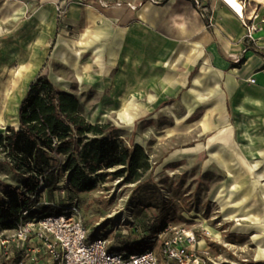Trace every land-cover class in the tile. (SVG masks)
Returning a JSON list of instances; mask_svg holds the SVG:
<instances>
[{
    "label": "rangeland",
    "instance_id": "rangeland-1",
    "mask_svg": "<svg viewBox=\"0 0 264 264\" xmlns=\"http://www.w3.org/2000/svg\"><path fill=\"white\" fill-rule=\"evenodd\" d=\"M94 2L0 0V49L16 45L20 50L32 47L38 53V61L34 65L38 69L21 92V101L35 77L40 73L46 74L59 90L79 99L86 121L107 134L119 137L122 146L141 145L152 167L138 183H128L124 177H115L113 173L119 168H114L101 178L93 191L74 195L58 190L54 193V202H50L47 196L41 199L33 216L54 213L53 209L59 211L76 202L89 230V238H104L115 251L140 253L153 249L159 254L162 244L159 234L167 228L178 227L196 234L199 243L202 242L199 248L206 257V264H264V261L259 263L253 259L248 238L231 230L229 224L234 223L224 222L221 207L211 200L224 174L207 170L205 148L196 153L195 145L206 147L203 133L206 126L199 123L200 117L193 123H187L188 119L184 117L182 121L185 123L177 124L176 117L181 120L180 116L185 115L179 106V97L174 95L160 102L157 96L160 98L166 94H161L158 86L152 85L156 90L150 95L126 90L129 64L142 68L143 49L152 58V72L164 74L174 69L172 63L181 45L174 43L173 39H120L123 42L115 46L114 39H103L102 42L93 39L90 36L93 28L85 26L83 14L94 6ZM73 5L82 12L77 19L69 17ZM38 7L54 11L56 25H60L55 35L50 36L49 27L35 26L34 11ZM31 34L34 39H26ZM37 34L40 38L36 37ZM43 35L50 37L41 39ZM8 65L19 70L17 62ZM153 98L158 105L150 107ZM97 105L110 106L109 115L103 122L93 123L88 117ZM127 114L130 120L126 119ZM121 117L125 118L124 122ZM18 123V118L17 122L3 123L0 136L8 127L17 128ZM15 180L4 155L0 154V181L15 184ZM46 202L56 206H46ZM207 227L216 234L209 235ZM15 234L16 230L0 233V264H16L23 259L20 255L23 251L21 241L12 242L9 247L10 260H5L3 255L2 241L13 238ZM37 245L26 242L23 249ZM24 264L53 263L44 252L36 257L29 252L24 256Z\"/></svg>",
    "mask_w": 264,
    "mask_h": 264
},
{
    "label": "crops",
    "instance_id": "crops-1",
    "mask_svg": "<svg viewBox=\"0 0 264 264\" xmlns=\"http://www.w3.org/2000/svg\"><path fill=\"white\" fill-rule=\"evenodd\" d=\"M161 1L95 0L94 6L83 14L85 26L93 28L90 34L93 39L100 42L114 39L115 46L123 42L120 39H173L181 45L172 63L175 70L164 74L152 72V58L143 49L142 68L129 64L126 90L150 95L156 90L152 85L158 86L161 94H166L157 96L160 102L174 95L179 97L185 115L180 116L181 120L176 117L177 124L185 123L184 117L187 123L200 117L199 123L206 126L203 131L206 147L195 145L196 153L205 148L207 170L224 174L211 200L221 207L224 222L234 223L229 224L231 230L248 238L253 259L261 263L264 261V57L248 49V45L264 51V25L251 41L242 21L220 0H198L208 9L203 14L188 0H169L160 5ZM261 15L264 18L263 9ZM204 17L209 20V28ZM34 19L35 26L50 28V36L59 32L60 25H56L51 8H36ZM32 35L26 39H34ZM50 36L43 35L41 39ZM36 37L40 38L38 34ZM240 61H243L240 66L232 65ZM150 103V107L158 105L154 98Z\"/></svg>",
    "mask_w": 264,
    "mask_h": 264
},
{
    "label": "trees",
    "instance_id": "trees-1",
    "mask_svg": "<svg viewBox=\"0 0 264 264\" xmlns=\"http://www.w3.org/2000/svg\"><path fill=\"white\" fill-rule=\"evenodd\" d=\"M188 1L203 14L198 0ZM204 21L209 28V20L204 17ZM248 49L264 57L263 50L252 45ZM18 120L17 128L8 127L0 136V154L16 177L15 184L0 181V233L17 230L25 212L29 214L24 219L33 217L41 199L47 196L54 202L58 190L74 195L93 191L114 168H119L115 177L138 183L151 170L142 146H122L119 137L86 121L79 99L59 90L46 74L40 73L30 83Z\"/></svg>",
    "mask_w": 264,
    "mask_h": 264
},
{
    "label": "built area",
    "instance_id": "built-area-1",
    "mask_svg": "<svg viewBox=\"0 0 264 264\" xmlns=\"http://www.w3.org/2000/svg\"><path fill=\"white\" fill-rule=\"evenodd\" d=\"M220 1L238 16L246 28L247 38L254 41L255 33L262 30L264 25V18L261 15L262 4L256 0H238L243 7V15H240L225 0ZM197 4L203 13L208 12L201 3L197 2ZM48 204L56 206L54 203H45L46 206ZM28 214L25 212L24 217ZM24 217L15 236L4 239L1 243L5 260H10L12 255L9 253V247L12 242L21 241L23 251L20 255L23 259L16 264H24V256L29 252L34 257L44 252L53 264H206L207 262L200 251L196 234L185 228H167L161 232L159 237L162 238V244L159 254L153 249L129 253L113 250L104 238L97 237L91 240L80 206L76 202L60 208V211L54 214H42L29 219ZM26 242L38 245L31 249H23Z\"/></svg>",
    "mask_w": 264,
    "mask_h": 264
},
{
    "label": "bare ground",
    "instance_id": "bare-ground-1",
    "mask_svg": "<svg viewBox=\"0 0 264 264\" xmlns=\"http://www.w3.org/2000/svg\"><path fill=\"white\" fill-rule=\"evenodd\" d=\"M232 9L240 15H243V7L238 0H225ZM264 8V0H257ZM71 17L78 18L80 15V8L73 5L70 9ZM38 61V53L32 47H25L20 50L16 45L5 46L0 49V132L3 123L17 122L19 103L21 101L20 94L24 90L29 78L38 68H34L35 63ZM10 62V63H9ZM17 62L19 70L16 71L8 64ZM110 106L97 105L89 114V121L103 122L108 118ZM106 110V111H104ZM129 110V109H128ZM124 122L125 118H120ZM126 119L130 120L129 114ZM119 120V119H118ZM114 217V215H111ZM209 235L216 233L211 227L206 229Z\"/></svg>",
    "mask_w": 264,
    "mask_h": 264
}]
</instances>
